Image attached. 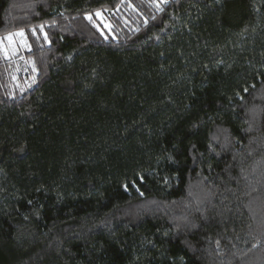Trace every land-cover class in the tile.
Returning a JSON list of instances; mask_svg holds the SVG:
<instances>
[{
    "label": "trees",
    "instance_id": "16d2710c",
    "mask_svg": "<svg viewBox=\"0 0 264 264\" xmlns=\"http://www.w3.org/2000/svg\"><path fill=\"white\" fill-rule=\"evenodd\" d=\"M21 31L0 264H264V0H0Z\"/></svg>",
    "mask_w": 264,
    "mask_h": 264
},
{
    "label": "rangeland",
    "instance_id": "374dc122",
    "mask_svg": "<svg viewBox=\"0 0 264 264\" xmlns=\"http://www.w3.org/2000/svg\"><path fill=\"white\" fill-rule=\"evenodd\" d=\"M19 33V32H17ZM11 34L5 37L3 40L0 41V57L3 59H12L18 57L20 54L24 52H28L30 47L22 35ZM37 41L41 40V37L36 35ZM18 59V58H17ZM28 64L25 62L24 59L20 58L13 68V75L16 76L18 74H26L28 71ZM26 88L31 87V81H26Z\"/></svg>",
    "mask_w": 264,
    "mask_h": 264
},
{
    "label": "snow or ice",
    "instance_id": "6c2138e0",
    "mask_svg": "<svg viewBox=\"0 0 264 264\" xmlns=\"http://www.w3.org/2000/svg\"><path fill=\"white\" fill-rule=\"evenodd\" d=\"M17 35H21L22 36L23 35V32L21 31V32L17 33Z\"/></svg>",
    "mask_w": 264,
    "mask_h": 264
}]
</instances>
